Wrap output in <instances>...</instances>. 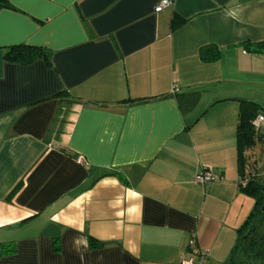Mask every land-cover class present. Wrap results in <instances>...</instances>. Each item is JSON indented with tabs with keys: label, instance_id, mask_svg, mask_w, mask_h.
<instances>
[{
	"label": "crops",
	"instance_id": "obj_1",
	"mask_svg": "<svg viewBox=\"0 0 264 264\" xmlns=\"http://www.w3.org/2000/svg\"><path fill=\"white\" fill-rule=\"evenodd\" d=\"M160 1L0 7V264L227 259L254 205L236 126L238 99L264 111V54L242 46L264 41V0ZM16 44L51 63L4 59ZM208 45L217 60L200 59ZM187 92L198 100L182 111ZM207 169L218 179L195 182Z\"/></svg>",
	"mask_w": 264,
	"mask_h": 264
},
{
	"label": "trees",
	"instance_id": "obj_2",
	"mask_svg": "<svg viewBox=\"0 0 264 264\" xmlns=\"http://www.w3.org/2000/svg\"><path fill=\"white\" fill-rule=\"evenodd\" d=\"M0 7H10L8 0H0ZM184 19L174 18L171 28L182 24ZM244 49L251 53L264 54V41L243 42ZM219 48L214 45L203 46L199 49L202 61L212 62L219 57ZM51 51L39 45L16 44L6 47L4 59L22 64L29 63L37 58H43L50 64ZM175 88L173 89V92ZM178 106L182 111L191 109L198 100L197 92H187L175 95ZM138 101V100H136ZM140 101V100H139ZM239 111L236 126V154L239 173V188L253 198L254 205L242 224L236 229V237L227 259L222 264H264V132L253 124L258 114L264 115L258 103L238 99ZM90 248L100 246L92 237H89ZM58 246H54V250ZM5 250L2 249L1 252Z\"/></svg>",
	"mask_w": 264,
	"mask_h": 264
},
{
	"label": "built area",
	"instance_id": "obj_3",
	"mask_svg": "<svg viewBox=\"0 0 264 264\" xmlns=\"http://www.w3.org/2000/svg\"><path fill=\"white\" fill-rule=\"evenodd\" d=\"M172 4L171 0H161L160 3L155 7V11L158 12ZM254 126L258 129L262 126H264V115L258 114L254 120H253ZM78 161L86 164L84 159L82 157L77 158ZM218 175L212 170V169H207L198 175L195 176L194 181L197 183H207L211 182L213 180L218 179ZM196 257L195 256H190L183 258L179 264H202V261L204 260V257L206 255V251L204 250H198L196 252Z\"/></svg>",
	"mask_w": 264,
	"mask_h": 264
},
{
	"label": "rangeland",
	"instance_id": "obj_4",
	"mask_svg": "<svg viewBox=\"0 0 264 264\" xmlns=\"http://www.w3.org/2000/svg\"><path fill=\"white\" fill-rule=\"evenodd\" d=\"M261 131L264 132V128H261ZM262 158L261 164L264 163V155L260 156Z\"/></svg>",
	"mask_w": 264,
	"mask_h": 264
}]
</instances>
